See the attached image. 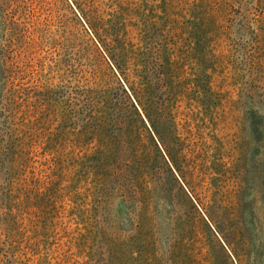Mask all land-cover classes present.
Returning <instances> with one entry per match:
<instances>
[{
  "label": "rangeland",
  "instance_id": "1",
  "mask_svg": "<svg viewBox=\"0 0 264 264\" xmlns=\"http://www.w3.org/2000/svg\"><path fill=\"white\" fill-rule=\"evenodd\" d=\"M0 264H264V0H0Z\"/></svg>",
  "mask_w": 264,
  "mask_h": 264
}]
</instances>
